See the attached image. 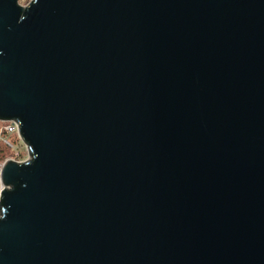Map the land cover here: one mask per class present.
Wrapping results in <instances>:
<instances>
[{"label":"water","instance_id":"95a60500","mask_svg":"<svg viewBox=\"0 0 264 264\" xmlns=\"http://www.w3.org/2000/svg\"><path fill=\"white\" fill-rule=\"evenodd\" d=\"M20 13L0 116L39 156L5 168L0 264H264V0Z\"/></svg>","mask_w":264,"mask_h":264},{"label":"clouds","instance_id":"9594fccd","mask_svg":"<svg viewBox=\"0 0 264 264\" xmlns=\"http://www.w3.org/2000/svg\"><path fill=\"white\" fill-rule=\"evenodd\" d=\"M40 0H16V5L21 9V13L19 16L18 22H23L27 16L26 13L30 11L32 6L39 4ZM0 55H3L2 52H0ZM0 120H6V121H12L15 125V128L17 132L20 133V136L22 138H25L22 133V126L23 121L20 117H3L0 116ZM22 143L24 140L22 139ZM27 142V149L24 150L20 149L17 151L16 149H13V152L15 153V156L13 157H5L3 159H0V220H3L6 218L7 209L11 206H5L3 204L4 201V194L5 192H12L15 190V186L12 184H7L4 182V171L9 162H14L18 167H28L31 166L37 159L39 154L35 151L34 145H32L28 140ZM21 152H23V155H21ZM21 187H26V185L22 184Z\"/></svg>","mask_w":264,"mask_h":264},{"label":"built area","instance_id":"2783aa9c","mask_svg":"<svg viewBox=\"0 0 264 264\" xmlns=\"http://www.w3.org/2000/svg\"><path fill=\"white\" fill-rule=\"evenodd\" d=\"M22 139L12 121L0 120V144L5 145L12 152L8 157L15 156L13 149L17 151L20 149L29 150L27 149V143L25 141L21 142ZM21 155H23V152H21Z\"/></svg>","mask_w":264,"mask_h":264},{"label":"trees","instance_id":"16d2710c","mask_svg":"<svg viewBox=\"0 0 264 264\" xmlns=\"http://www.w3.org/2000/svg\"><path fill=\"white\" fill-rule=\"evenodd\" d=\"M12 152L3 144H0V159L8 157Z\"/></svg>","mask_w":264,"mask_h":264},{"label":"rangeland","instance_id":"374dc122","mask_svg":"<svg viewBox=\"0 0 264 264\" xmlns=\"http://www.w3.org/2000/svg\"><path fill=\"white\" fill-rule=\"evenodd\" d=\"M19 149V148H18Z\"/></svg>","mask_w":264,"mask_h":264}]
</instances>
